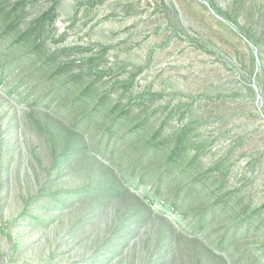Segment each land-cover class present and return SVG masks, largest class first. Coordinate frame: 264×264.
<instances>
[{
	"label": "rangeland",
	"instance_id": "obj_1",
	"mask_svg": "<svg viewBox=\"0 0 264 264\" xmlns=\"http://www.w3.org/2000/svg\"><path fill=\"white\" fill-rule=\"evenodd\" d=\"M0 264H264V0H0Z\"/></svg>",
	"mask_w": 264,
	"mask_h": 264
}]
</instances>
